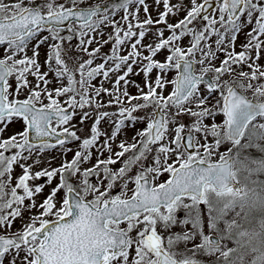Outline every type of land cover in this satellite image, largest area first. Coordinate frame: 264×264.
<instances>
[{
	"label": "snow or ice",
	"instance_id": "snow-or-ice-1",
	"mask_svg": "<svg viewBox=\"0 0 264 264\" xmlns=\"http://www.w3.org/2000/svg\"><path fill=\"white\" fill-rule=\"evenodd\" d=\"M262 59L264 0H0V264H170Z\"/></svg>",
	"mask_w": 264,
	"mask_h": 264
},
{
	"label": "rangeland",
	"instance_id": "rangeland-1",
	"mask_svg": "<svg viewBox=\"0 0 264 264\" xmlns=\"http://www.w3.org/2000/svg\"><path fill=\"white\" fill-rule=\"evenodd\" d=\"M89 2L91 3L93 0H89ZM244 40L245 37L241 34L237 40V51L240 50L239 45ZM72 43L75 45L76 41ZM45 51V49L41 50V62ZM157 59L162 60L163 56H159ZM216 63L219 64V61ZM260 63L264 65V59ZM174 75L175 73H169V78L171 79ZM135 79L143 87V76L135 77ZM225 79H228V77H225ZM58 86L55 81L49 85L52 88ZM250 87L254 86L250 85ZM130 91L133 95L137 94L135 87H130ZM170 91L171 86H169L165 94L167 95ZM257 91L259 90L257 89ZM245 94L253 98V92L249 91ZM214 103L215 99H212L209 101L208 106ZM147 111H151V109H147ZM137 114L142 115L143 113ZM183 119L186 124L191 123L187 116ZM223 120L224 117L222 115H217L215 121L211 118L205 120L208 125L213 122L218 124L215 132L220 144L218 149L207 157L204 156L201 148V158L208 162H220L231 157L234 161L232 162V174L234 179L242 184V187L240 189L216 192L211 185H208L205 188L203 199L193 198L191 203L195 207L184 209L187 213L186 218L189 220L190 225L194 224V227L173 228L171 230L173 233L180 234L179 240L175 247L164 249L178 261H200L205 264H264V179L258 172L259 170L263 171L264 167H259L261 162L259 160L253 161L250 155L251 153H258L259 150H264V138L261 140V136H264V128L261 127V125H264V118L254 121L242 140L237 144L228 140L227 129L223 125ZM76 122L73 121V123ZM144 127L145 124L143 123L137 125V128L140 129ZM15 130L16 128L13 129V131ZM125 131L128 141L131 142L136 129H126ZM213 142L212 138L209 137V143ZM201 143H203L202 139ZM52 154L55 155L56 153ZM70 158L71 154H69ZM172 159L174 160L175 157L173 156ZM19 171L17 169V173ZM168 176L165 173L158 182L166 181L169 178ZM45 194H47V190ZM40 199H43V197ZM250 214L257 215L262 220L256 218L257 222L255 224L250 220L246 223ZM180 215L182 216L183 213H180ZM19 226L20 222L17 221L15 227L19 228ZM159 231L165 238L167 237L168 232L163 229ZM213 234L220 238V244L213 245L209 242L208 237ZM154 246L159 247V245Z\"/></svg>",
	"mask_w": 264,
	"mask_h": 264
},
{
	"label": "water",
	"instance_id": "water-1",
	"mask_svg": "<svg viewBox=\"0 0 264 264\" xmlns=\"http://www.w3.org/2000/svg\"><path fill=\"white\" fill-rule=\"evenodd\" d=\"M249 101H252V99H248ZM261 104H264V101L258 102ZM261 114L259 112L255 113L250 117V119L247 122L246 127L250 122H252L256 117L260 116ZM246 129V128H245ZM228 132V129H227ZM189 151H192L191 149ZM232 159H227L223 162H216V163H208L210 165H213V170L210 174H206V177L201 181V183L198 185V191L194 194V197H197L198 199H201L204 194V187L207 184H210L216 191H226L228 189H231L233 187L240 188L241 185L237 184L233 179V163ZM210 175V179L208 176ZM208 240L213 245L220 244V238L216 235H210L208 237ZM165 256L167 258V261L170 262V264H205L204 262L200 261H185V262H179L177 261L172 255H170L165 249H164Z\"/></svg>",
	"mask_w": 264,
	"mask_h": 264
},
{
	"label": "trees",
	"instance_id": "trees-1",
	"mask_svg": "<svg viewBox=\"0 0 264 264\" xmlns=\"http://www.w3.org/2000/svg\"><path fill=\"white\" fill-rule=\"evenodd\" d=\"M261 138H262L261 140H263L264 136H261ZM250 155L253 161L259 160V162H261L260 163L261 165H259V167H264V150L262 151L259 150L258 153H254V154L251 153ZM258 172H259V175L264 179V170L263 171L259 170ZM256 218L259 220H262V218L258 217L257 215L250 214L248 219L246 220V223L248 222V220H250L251 222L255 224L257 222Z\"/></svg>",
	"mask_w": 264,
	"mask_h": 264
},
{
	"label": "flooded vegetation",
	"instance_id": "flooded-vegetation-1",
	"mask_svg": "<svg viewBox=\"0 0 264 264\" xmlns=\"http://www.w3.org/2000/svg\"><path fill=\"white\" fill-rule=\"evenodd\" d=\"M169 177V176H168Z\"/></svg>",
	"mask_w": 264,
	"mask_h": 264
}]
</instances>
